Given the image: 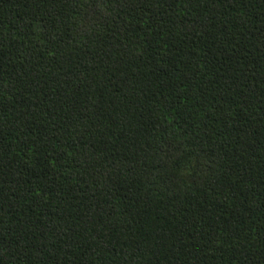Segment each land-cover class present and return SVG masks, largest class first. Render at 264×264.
<instances>
[{"label": "trees", "instance_id": "obj_1", "mask_svg": "<svg viewBox=\"0 0 264 264\" xmlns=\"http://www.w3.org/2000/svg\"><path fill=\"white\" fill-rule=\"evenodd\" d=\"M0 264H264V0H0Z\"/></svg>", "mask_w": 264, "mask_h": 264}]
</instances>
